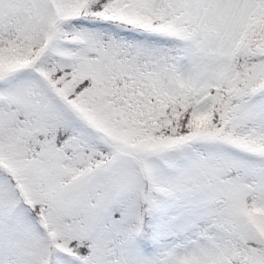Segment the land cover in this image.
Listing matches in <instances>:
<instances>
[{
	"label": "snow or ice",
	"instance_id": "1",
	"mask_svg": "<svg viewBox=\"0 0 264 264\" xmlns=\"http://www.w3.org/2000/svg\"><path fill=\"white\" fill-rule=\"evenodd\" d=\"M0 264H264V0H0Z\"/></svg>",
	"mask_w": 264,
	"mask_h": 264
}]
</instances>
